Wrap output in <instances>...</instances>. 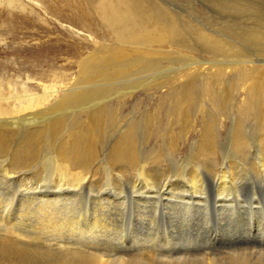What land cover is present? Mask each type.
Returning <instances> with one entry per match:
<instances>
[{
    "label": "bare ground",
    "instance_id": "bare-ground-1",
    "mask_svg": "<svg viewBox=\"0 0 264 264\" xmlns=\"http://www.w3.org/2000/svg\"><path fill=\"white\" fill-rule=\"evenodd\" d=\"M78 1L76 9L81 26L93 30L92 24L97 20L100 34H96L101 39L94 42L95 46L87 56L83 57L76 46L70 50L71 54L78 57L75 77H70V82L62 78L59 89L57 86H43L42 95L26 88L18 89L6 80L5 88L0 85L1 179L8 178V182L11 181L3 183L10 185L14 182L13 175L20 178L15 177L17 191H20L15 206L9 211L0 200V209L4 208L8 212L5 211L6 220L0 216V264H264V249L262 252L244 248L230 249L226 253L223 249L218 251L203 238L199 226L189 227L180 222L177 228L173 214L165 223L170 226L162 232L165 239L162 246L153 245L156 243L155 238L141 231L147 221L145 214L154 209L160 196L158 193L163 182L160 180V171L165 159L167 164L164 167L175 174L180 173V176L171 184L165 183V189L163 185L161 191H165L161 202L165 206L174 200L178 201L179 204L175 206L177 213H183L184 217L191 212L190 207L198 211L202 205H209L207 193L215 179L216 168L220 172L215 179L217 183L214 181L213 184L222 207L231 204L230 195L240 180L251 175L255 177L257 172L264 180V64L257 65L246 59L243 51L235 46L202 32L201 37L215 45L211 46L213 50L233 52L235 55L230 54L232 60L207 62V67H203V62L184 65L176 75L172 73L165 80L153 75L154 78L145 82L143 87L165 91L160 93L159 103L152 114L145 113L136 120L134 112H140L138 107L124 113L127 99L133 91L116 89L117 92H110L109 85L102 88L99 83L121 77L125 79L135 68L158 70L163 61L170 60L168 51L162 50L161 45H170V40L180 31L173 30L176 26L168 24L155 11V15L152 11L144 13L146 9L139 12L141 7L138 9L137 5H143L145 0ZM48 9L49 3L45 2L44 5L41 0H0V12L6 11L5 14L10 18L18 15L41 18V12L45 15ZM21 51L15 53H25ZM39 52L41 54V49ZM249 63L254 65L248 66ZM228 71L233 73V77L226 79ZM52 77L58 78L55 75ZM134 86L136 84L131 85ZM237 86L244 89L245 99L238 103L237 110H232L229 100ZM204 99L215 108L205 116L199 109L206 105ZM196 105L198 108L194 117L200 114V117L195 118L197 124L192 117ZM38 110L41 113L53 111V114H47L46 117H51L48 122H40V128H37L39 125L36 128L25 125L28 130L20 131L17 137L15 129L21 128L18 123L24 120L22 118L29 117L27 121H33L32 124L41 120L44 113L37 117ZM164 116L166 124L162 122ZM126 117L128 119L124 123ZM220 117L224 121H220ZM219 128H223V132ZM192 133H196L195 139L192 138L194 142L190 136ZM151 140L154 141L152 144ZM158 140L160 143L157 145ZM218 143L222 144V157L220 166L216 167L214 163ZM97 144L100 145L102 158L97 153ZM185 146L188 150H185ZM39 150L40 192L39 187L36 190L37 184L34 182L39 175L34 173L29 177L24 176L27 174L25 169L37 163ZM180 151H187L190 157L177 158ZM252 151H255V155H251ZM190 161L193 167L187 170L185 168L191 164ZM99 170L106 173L107 179L103 178L104 174H98ZM135 171L136 179L127 178ZM42 175L48 178L49 185L46 187L43 186ZM120 182L123 183L121 187L116 185ZM93 192L96 195L91 202L90 195ZM127 199L132 201L128 226L131 232L124 246L117 237L122 235L118 223L125 213L123 206ZM82 200V205L86 207L85 219H81L83 228L78 223V215L82 217V212L78 214L76 211ZM89 205L90 208H87ZM4 209L0 210L1 213ZM33 209L38 213L35 226L28 224L25 218V214H34ZM225 210L217 208L214 213L221 211L219 214L224 216ZM197 214L199 217L200 213ZM134 215L139 217L135 216V220ZM233 217L239 221L241 216ZM233 217L227 214L223 221L229 224L233 222ZM255 218L257 222L256 212ZM242 219V225L240 222L238 225L244 230L245 217L242 216ZM176 221L179 223L178 219ZM222 224L218 225V232L226 239V235L229 236L228 227ZM66 225L71 230H66ZM177 229L180 235L185 236L184 242H181V236L175 235Z\"/></svg>",
    "mask_w": 264,
    "mask_h": 264
},
{
    "label": "rangeland",
    "instance_id": "rangeland-1",
    "mask_svg": "<svg viewBox=\"0 0 264 264\" xmlns=\"http://www.w3.org/2000/svg\"><path fill=\"white\" fill-rule=\"evenodd\" d=\"M66 1L67 0L65 1L64 0H41V3L44 5H45V2L49 3V9L47 10V14L44 15L41 12V18H37L31 15H25V16L18 15L17 17L10 18L9 16L5 14L6 11L0 12V82H1L0 85L1 87L3 86L5 88L7 86L6 85L7 82H9L12 85H14V87H17L18 89H20V87L26 88V89H29L33 92H36L42 95L43 86L44 87L57 86V89H59L60 84L62 82V78L70 82L71 79L70 80L68 79L70 77L71 78L75 77V73L77 71L78 57L71 54L70 50H73L72 48L76 46L80 50V53L83 57L87 56L89 53L92 52L95 46L94 42L101 39V36L96 34V33L100 34L99 32L100 30L98 27L99 24L97 20L94 21V24H92L93 30H88L86 27L83 28V26H81L80 17H79V14L77 13V9H78L77 7H78L79 1L78 0H69V2H66ZM137 6H138L137 7L138 9L141 7V10L140 9L138 10L139 12L140 11L144 12V9H146L144 13H148L151 11L153 13L155 11L154 13L156 15L160 14L159 17H161V19L164 18V21H166L168 24H172L173 26H176L174 27L173 30H179L180 32L178 35H175V37H173L170 40L171 41L170 45H168L167 43L161 45L162 50L168 51L167 53L170 56V60L163 61L160 64V67L157 68L158 70L156 69H153L151 71L147 70L148 71L147 72L145 71V69L135 68L136 70L134 69L132 72H130L127 75L129 76V78L125 76L126 80L121 77L122 79L121 78L117 80L113 79L111 80V82L109 80L106 82L99 83V85H101L102 88H106V84L109 85L110 92H117V90L118 91H128V90L133 91L134 93L132 92V95L128 98L129 100L127 99V102H126L127 109L126 111L124 110V113H127L128 111L132 110L133 107H138L140 112H137V113L136 111L134 112L136 116L135 117L136 120L140 119V117H142L145 113L152 114L151 112L158 105L157 102L160 99V93H163L165 91V89H160V88H157L155 90L147 86L143 87V84H145V82H148L150 79L154 78L153 75L156 76L155 78L160 79L162 77L163 80H165L166 78H170L168 75L172 76V73L176 75L178 69H180L184 65L186 66L191 63H199V62L202 63L203 62L202 63L203 67H207L209 64L207 62L220 63L221 61L230 62L232 60L231 55L234 54L233 52L226 53L228 51L223 52L222 50L221 51L213 50L212 47L215 45L213 44V42H207L206 40H204L200 35L202 32L203 34L205 33L206 35L210 34V36H212L215 39H219V38L220 40L223 39L222 42H224L225 44L235 46L237 49L243 51L244 56L246 55V59L254 63H257V65L264 64V45H263L264 41H262V39L264 38V35L262 38V34L264 33V0H145L143 5L138 4ZM146 7L147 8L149 7V9L150 7H152V9H150L149 11V9L147 10ZM88 26L92 27L91 25H88ZM256 35L258 36V38H261V40L258 39ZM257 40L260 42H258ZM39 49H41V54L39 52ZM21 50L25 51V53L23 54L15 53L16 51H21ZM251 65H254V64L249 63L248 66H251ZM137 72L139 73V75ZM164 72L167 74H165ZM52 75L57 76L59 80L58 78L54 79ZM40 76H41V79H40ZM208 76L211 77V75H208ZM232 77H233V73L228 71L226 75V79H229ZM137 82H142V83H137ZM129 84H131L132 86L133 84L134 85L136 84V87L135 86L131 87V85ZM110 85L115 88H112ZM128 86L131 90L128 88ZM219 92L222 94L221 89L219 90ZM233 92L234 93H232V96L230 98L231 101L229 100V104L232 106L233 108L232 110H237V107L240 105L238 103H240L242 100L245 99V91L242 88V86L241 87L237 86ZM204 100L205 101L203 102L206 103V105L203 106V108L199 107V109L202 110V113L205 116L207 113L210 112V110H215V108H212L214 106H212L211 103H209L206 99ZM136 104H138V106ZM197 108L198 106L196 105V108L192 110V113H193L192 117L194 118L196 124H197L196 119L200 117V114L194 117L195 115L194 112H196ZM52 112L53 111H51L50 113L53 114ZM43 113L44 112L41 113V111L38 110L37 112L38 116L37 115L36 116L39 117ZM50 113L45 111L44 115H42L44 118L41 116L40 121L39 120L37 122L34 121L35 124H32L33 121L32 122L29 120H28L29 122L27 121L29 117L26 119L22 118L24 120H22L21 122L18 121L19 122L18 127H21V128L15 129L17 133L16 136L17 135L19 136L21 133L20 131H24V129L28 130V128H33L34 126H35L34 128H36L37 125H39L37 128H40L42 125V124L40 125V122L49 121L50 119L49 117L51 116L49 117H46V116L51 115ZM54 113H57V111H55ZM216 113L219 114V112H216ZM31 117H34V116H31ZM122 117L124 118L123 113H122ZM164 117L162 119V122L163 124H166V117L165 118ZM126 119H128V117L125 118L124 123L126 122ZM222 120H223V117H220V121ZM226 123L228 125L229 121L227 120ZM198 126L199 125L196 126V130H198ZM221 129L223 130V128ZM222 130L221 132H223ZM190 136H191V139L192 138L195 139L196 133L195 135H193L192 133ZM193 139H192V142H194ZM153 142L154 141L151 140V144ZM159 143H160V140L157 141V145ZM180 143H182V141H180ZM221 147H222V144L219 145L218 143L217 151L215 153L216 161L214 163L216 167L220 166V163H221V157H222ZM195 148L196 146H194V150ZM96 149H97L99 158H102L103 155H102L99 144L96 145ZM185 150H188L187 146H185ZM40 153L41 152L39 150V154L37 155V157L39 156L38 157L39 159L37 160V163L31 166V168L30 167L26 168L25 170L27 174L25 173L26 175H24L25 177H29L33 175L34 173L39 175L38 176L39 178L37 177L36 179H34V182H36L37 184L36 190L39 187L38 189L39 192L41 191V178H40L41 176V164H40L41 154ZM254 153L255 151L254 152L252 151L251 155H253ZM179 154L177 155V158L190 157L187 151H180ZM190 163L191 164L186 166L185 169L192 170V167H193L192 162L190 161ZM166 164H167V160L165 159L162 162V169L160 171V180L164 182V183L163 182L161 183V189L159 190V193H158L160 194V196H158V199H157L158 201L154 205V209H151L152 211L149 210L145 214L144 217L147 221H146V224H143L142 230H141L143 234L148 233L155 238L156 243H154L153 245L161 244L162 246L165 243V239L163 237L164 234H162V232H164V229H167L170 226V225L169 226L166 225L165 223L171 219L172 214H173V217L176 223V224L174 223L173 224L177 226V228L179 226L177 224H180V222L181 224L187 225L189 227L199 226V228L204 234L203 238L205 237L208 240V242L212 244L211 246H214L218 251L223 249V252L226 253L227 251H230V249L238 250L239 248H244L243 250H248V251L258 250L259 252H262V250L264 249L263 248L264 247V180L260 173L257 172V176L255 177L251 175V176H248V178L246 177L243 180H240L239 185H236L235 187L236 190L233 191L234 194L232 193L230 195L229 202L231 204H229L228 207H222L220 206L222 204V202H220V197L217 195V190H216L217 188L213 184L216 177L219 175V172H220L219 168L215 167L216 168V172L214 173L215 179H213V182L210 184L209 189H208L209 191L207 193L209 195L208 196L209 205H205V206L202 205L201 207H199L198 211L196 210V208L192 209V207H190L191 212H188L187 213L188 216L184 217L183 213H177V209L175 206L179 204L178 201L176 202V200H174V202L172 201V203H168L165 206H164L165 203L161 202V196L162 194H164V191H165V190L161 191L163 188V185L165 189L166 188L165 183L169 182L168 184H171L172 182H175L176 178L179 179V176H180V173L178 174V172H176L177 174H175V172L173 173V170L171 171V169H167V167H164L166 166ZM36 165H37V168H35L34 170V167ZM100 173H101V170L98 171L99 175ZM101 174H104L105 177L103 178L107 179L106 173H101ZM1 175L2 174L0 173V184L2 186V193L0 192V200L1 199L3 200V201L1 200V204L3 205L5 204L4 205L5 208L8 207V210H9L13 205L15 206L18 200V197L16 196L20 193V191H17L18 187L16 184H17V179H20V178L13 175L12 177L14 178L12 179V181L14 182H12L10 186L8 183L11 180L8 182V178H5V177L1 179ZM15 177L17 178L16 180H15ZM99 178L102 179L101 176H99ZM127 178H130L133 180L136 179L137 172L135 171L133 174L129 175ZM42 179L45 183L43 184V186L46 187L47 184L49 183L47 181L48 178H45V176H43ZM110 180L112 179L110 178ZM3 181L4 183L8 182L7 183L8 185L4 184ZM215 182L217 183V181ZM109 183H111L112 185L114 184V182H111V181H109ZM23 184H26V183H23ZM122 184L123 183L120 182V183H117L116 185L121 187L123 186ZM32 186H34V184H32ZM21 188H23L22 185H21ZM4 190L7 192H5ZM94 194L96 195V193L94 192L90 195L91 202H93L92 200H93V197L95 196ZM6 197L8 199H6ZM39 197L41 198V196ZM257 199L259 202L258 201L256 202ZM82 203H83V200L79 203V210L76 209V211L78 214L82 212L80 213L83 215L82 217L78 215V219H79L78 223H79V226L83 228L82 226L83 221H81V219L82 218L85 219L84 213L86 211V207H84ZM131 203L132 201H128L127 199L125 203L126 205L123 206L125 213L120 218L119 223H118L120 226V235L122 231L123 236L121 235L117 237V240L120 244L121 243L124 244V246L127 245L126 237L128 238V235L131 232V227L128 228V226H130L129 210H130ZM256 205L257 207H255ZM87 208H90V205ZM217 208L227 209L225 210L226 212L224 216L222 214H219L221 211L214 213V210H216ZM3 211L4 212L2 213L0 211L1 213L0 216H1V219L4 217L5 219L4 218L3 219L6 220L7 219L6 213L8 212L5 209ZM231 211L234 213H232ZM32 212L34 213L32 215L25 214L27 216V217L25 216V218L28 219L29 221L28 224L32 223V225L35 226L37 224L36 218L38 217V213L36 214L34 209L32 210ZM197 212L200 213L199 214L200 218L198 217ZM255 212L257 213V218L259 219L257 222L255 218ZM227 214L232 217L233 216H239V217L241 216V217L239 221L236 219V217H233L234 218L233 222L227 224L223 221V218H226ZM135 216L137 217L138 215H134V219L136 220L139 216L137 218ZM242 216L245 217L244 221L246 222V228L245 229L243 228L244 230H242L241 226L238 225L239 222L242 225V222H243ZM177 219L179 223L176 221ZM133 224H135V222ZM220 224L224 226L226 225L225 228L228 227L229 233L227 234H229V236L226 235V239L222 238V235L218 232L219 231L218 225ZM238 226L240 228H238ZM69 227L70 226L66 225L65 229L68 230ZM176 233L175 235L181 236L182 238L181 242H184L185 236L183 234L180 235V232L178 231V229ZM218 234L221 235L220 240L222 242L219 240ZM229 243L232 245H230Z\"/></svg>",
    "mask_w": 264,
    "mask_h": 264
}]
</instances>
